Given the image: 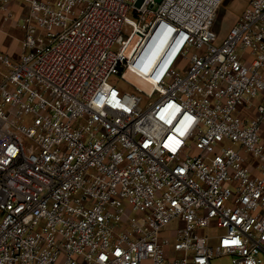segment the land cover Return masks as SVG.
<instances>
[{
    "label": "built area",
    "instance_id": "built-area-1",
    "mask_svg": "<svg viewBox=\"0 0 264 264\" xmlns=\"http://www.w3.org/2000/svg\"><path fill=\"white\" fill-rule=\"evenodd\" d=\"M222 2L0 0V264H263L264 0Z\"/></svg>",
    "mask_w": 264,
    "mask_h": 264
},
{
    "label": "rangeland",
    "instance_id": "rangeland-1",
    "mask_svg": "<svg viewBox=\"0 0 264 264\" xmlns=\"http://www.w3.org/2000/svg\"><path fill=\"white\" fill-rule=\"evenodd\" d=\"M163 0H154L156 4H161ZM245 0H223L221 3L217 17L214 23V31L218 36L219 40H222L230 28L235 24L236 20L239 18L243 9ZM134 26V20L132 17H129L126 21V24L123 28L122 34L123 36H128ZM22 41V33L18 26H16L13 22H5L3 19V15L0 14V52L8 54L11 56V60L13 63H16V60L19 57L21 51V42ZM134 46L129 45L126 50V55L130 56L134 50ZM141 61L138 65V70L136 72H129L126 74V79L132 84L138 86L141 90L150 92L153 88V84L155 80H158L162 74L163 67L166 66V62L164 59L161 61L158 57H155V53L151 51V49L144 51ZM158 64L160 70L154 72L151 76L147 75L148 69L150 65ZM118 79L112 78L111 83L117 84ZM122 87L128 89L125 84H122ZM24 146L26 148L27 153H31L33 150V145L30 141L24 140ZM175 227V224L171 225L170 228ZM215 244H212L214 247ZM261 259L264 264V256H261ZM212 264H230V259L227 257L216 258L212 261Z\"/></svg>",
    "mask_w": 264,
    "mask_h": 264
},
{
    "label": "crops",
    "instance_id": "crops-1",
    "mask_svg": "<svg viewBox=\"0 0 264 264\" xmlns=\"http://www.w3.org/2000/svg\"><path fill=\"white\" fill-rule=\"evenodd\" d=\"M248 2H249V0H245V2H244L245 7L247 6ZM243 10H244V9H243ZM236 21H237V20H236ZM128 74H129V72H128Z\"/></svg>",
    "mask_w": 264,
    "mask_h": 264
},
{
    "label": "bare ground",
    "instance_id": "bare-ground-1",
    "mask_svg": "<svg viewBox=\"0 0 264 264\" xmlns=\"http://www.w3.org/2000/svg\"><path fill=\"white\" fill-rule=\"evenodd\" d=\"M130 45H132V46H134V47H135V45H136V44H135V43H132V44H130Z\"/></svg>",
    "mask_w": 264,
    "mask_h": 264
}]
</instances>
